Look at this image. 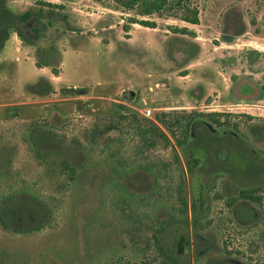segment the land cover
Segmentation results:
<instances>
[{
  "label": "rangeland",
  "instance_id": "obj_1",
  "mask_svg": "<svg viewBox=\"0 0 264 264\" xmlns=\"http://www.w3.org/2000/svg\"><path fill=\"white\" fill-rule=\"evenodd\" d=\"M34 1L6 4L20 12ZM45 1L62 4L68 14L36 43L56 50L58 74L36 67V47L13 31L0 49V204L2 198L28 195L41 200L49 216L32 230L0 224V264H157L155 249L146 246L147 218L178 216L174 152L187 182L186 163L161 125L170 143L157 139L149 148L126 119L108 133L96 131L119 118L124 109L116 104L135 110L137 118L144 116L140 108L154 106L153 115L144 117L155 121L159 111L216 112L229 124L207 122L212 132L229 129L255 152L264 150V133L256 138L252 130L264 124V0H192L196 23L152 14L148 19L154 27L131 22L127 30L122 23L129 13L96 0ZM230 7L239 11L245 28L224 39L220 28ZM178 26L194 35L171 30ZM32 127L56 135L58 145L39 154L29 135ZM62 159L75 166L72 178ZM141 164L149 167L142 174L150 183L128 194L120 183ZM220 185L214 180L210 187L209 209L198 232L219 246L224 243L233 258L264 264V194L252 203L253 222L239 224L223 200L212 196L227 194ZM188 231L193 241L190 226ZM170 237L162 239L166 248ZM185 264L206 262L190 254Z\"/></svg>",
  "mask_w": 264,
  "mask_h": 264
},
{
  "label": "trees",
  "instance_id": "obj_2",
  "mask_svg": "<svg viewBox=\"0 0 264 264\" xmlns=\"http://www.w3.org/2000/svg\"><path fill=\"white\" fill-rule=\"evenodd\" d=\"M102 6L110 9L129 13L126 16V23H122V28L127 30L128 23H139L144 26L154 27L153 20H149L152 14L166 15L180 19L188 23H196L198 19V10L192 0H96ZM35 5L28 6L20 12L12 11L6 4V0H0V49L3 47L9 33L13 31L18 38L26 44L34 45L36 67L48 66L52 74H58L57 54L52 47L36 44L39 38L46 31L47 27L53 22L65 21L68 15L62 12L63 8L60 3H52L45 0H35ZM66 28H69L65 22ZM244 22L241 19L239 11L233 7L226 9L223 13L221 35L224 39L232 36L240 35L244 31ZM53 30H56L54 28ZM173 32L194 35L193 31L186 26L171 27ZM45 89L50 90L51 86L47 82ZM123 108L118 111V119L107 123L103 128L97 129L96 134L100 135L104 132H109L115 127L119 120L126 119L130 125L135 126L142 145L144 147H152L156 145L157 139L163 140L165 143H170L168 134L160 129V125L164 127L171 137L173 151L175 147L179 150L180 155L185 161V170L188 172L187 182L181 174L180 160L177 154L173 155L178 169V181L175 184L176 199L178 200L177 210L178 216L173 213L166 214V217L155 216L147 218L149 223L145 226L149 229L147 247H153L158 257L157 264H185L189 261L190 254L199 256L205 260L206 264H242L233 259H223L222 256L232 253L225 248L223 243L221 246L213 240L211 249L205 250L204 242L198 237L200 236L199 229L204 227L200 218L204 212L209 209V206L203 207L204 199L202 198V189L204 185V166L202 158L198 157L197 150L205 149V146L211 142L221 140V134L218 131L210 130L208 123L214 126L228 125L226 120L219 119V114L216 112H201V111H159L155 114V120H149L142 116L137 118L136 112L133 109L126 108L120 104H116ZM203 119V120H202ZM122 122V121H121ZM120 122V123H121ZM208 122V123H207ZM118 123V124H120ZM159 123V124H158ZM257 127V128H256ZM253 126L252 130L256 138L260 133H264V124L258 123V126ZM29 135L39 154L50 151L58 145V138L53 133L41 130L39 127H32L29 130ZM221 135V136H220ZM261 137V135H260ZM114 136L108 137L106 141H110ZM106 141H104L106 143ZM137 150V149H136ZM264 153V150H261ZM218 155V154H217ZM248 156V157H246ZM213 160V159H212ZM216 161V160H213ZM240 170L242 175H249L251 178L239 181L240 184L254 182V186H242L238 188L239 194L243 198H247L255 203H259L264 194V181L262 178L255 179V176L261 175L264 172V162L259 161L257 157L245 155L242 158ZM166 166V163H162ZM61 167L67 171V177L72 178L75 166L70 164L68 160H61ZM138 171L131 177L124 179L121 186L127 189L128 194L139 190H146L150 181L146 179L145 174L149 173V167L146 165H138ZM125 175V174H124ZM142 188V189H141ZM214 199L221 197L218 192H213ZM189 198V202H188ZM231 200V198L229 199ZM225 200L226 205L230 203ZM49 216L48 209L36 197L28 195H19L16 198L6 197L1 199L0 204V224L3 227H8L13 231L32 230L38 228ZM148 216V215H147ZM244 219V218H242ZM46 222V221H45ZM156 222L155 226L151 223ZM206 224L209 219H205ZM138 224V223H137ZM205 224V225H206ZM190 230L194 235L193 241L189 237ZM140 226H134V229H139ZM144 227V226H143ZM141 226V228H143ZM192 227V228H191ZM171 234L170 245L166 248L163 244L164 236ZM203 235V234H202ZM201 235V236H202ZM201 246V248H197ZM221 254V255H220Z\"/></svg>",
  "mask_w": 264,
  "mask_h": 264
},
{
  "label": "flooded vegetation",
  "instance_id": "obj_3",
  "mask_svg": "<svg viewBox=\"0 0 264 264\" xmlns=\"http://www.w3.org/2000/svg\"><path fill=\"white\" fill-rule=\"evenodd\" d=\"M226 130L227 131L219 130V134L222 135H220L222 139L211 142L210 145L205 146V149H203L202 152V163L205 170L204 185L202 189V198L204 199L203 207L205 205H210V187L214 180H218L221 182L220 186L222 187V190L227 192L226 195L220 197L219 199H222L223 204L228 206L231 214V220L236 223L246 225L253 222L255 218V214L252 211V203H256L247 198L241 197L238 188H241L242 186L252 187L255 183L248 182L247 184H240L239 181L246 179L249 181L251 178L249 175H242L241 171H239L242 163L241 160L245 157V155H252L254 158L257 157L259 161L264 162V153L262 152V154L260 150L255 152L249 142L245 141L234 131L229 129ZM209 153L210 158H208V161L206 162ZM212 159L216 161H213ZM218 175L221 180L217 178ZM257 178H262L264 181V172L261 175L255 176V179ZM230 198L231 200H229ZM225 200H229L230 203L226 205ZM200 236L198 237L202 242H204V249H211V242L214 239L211 238L210 235ZM222 258L228 260L233 259L238 263L247 264L240 259L233 258L229 255L222 256Z\"/></svg>",
  "mask_w": 264,
  "mask_h": 264
},
{
  "label": "built area",
  "instance_id": "obj_4",
  "mask_svg": "<svg viewBox=\"0 0 264 264\" xmlns=\"http://www.w3.org/2000/svg\"><path fill=\"white\" fill-rule=\"evenodd\" d=\"M158 108L152 106V107H143V108H140L138 111L143 114L144 116H152L153 113H154V110H156Z\"/></svg>",
  "mask_w": 264,
  "mask_h": 264
},
{
  "label": "water",
  "instance_id": "obj_5",
  "mask_svg": "<svg viewBox=\"0 0 264 264\" xmlns=\"http://www.w3.org/2000/svg\"><path fill=\"white\" fill-rule=\"evenodd\" d=\"M132 94V92L131 91H129V95H131ZM209 126V125H208Z\"/></svg>",
  "mask_w": 264,
  "mask_h": 264
},
{
  "label": "crops",
  "instance_id": "obj_6",
  "mask_svg": "<svg viewBox=\"0 0 264 264\" xmlns=\"http://www.w3.org/2000/svg\"><path fill=\"white\" fill-rule=\"evenodd\" d=\"M4 46V45H3Z\"/></svg>",
  "mask_w": 264,
  "mask_h": 264
}]
</instances>
